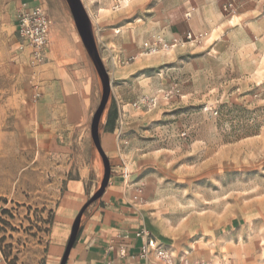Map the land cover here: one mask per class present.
<instances>
[{
	"label": "rangeland",
	"instance_id": "1",
	"mask_svg": "<svg viewBox=\"0 0 264 264\" xmlns=\"http://www.w3.org/2000/svg\"><path fill=\"white\" fill-rule=\"evenodd\" d=\"M28 1L0 0V264L18 251L17 232L47 233L67 179H83L87 200L103 178L90 134L101 79L66 0H36L50 27L44 60L29 62L15 29ZM79 3L110 79L99 121L100 139H112L108 159L129 163L126 183L140 187L174 247L216 264H264V0ZM188 20L214 23L208 42L136 53Z\"/></svg>",
	"mask_w": 264,
	"mask_h": 264
},
{
	"label": "crops",
	"instance_id": "2",
	"mask_svg": "<svg viewBox=\"0 0 264 264\" xmlns=\"http://www.w3.org/2000/svg\"><path fill=\"white\" fill-rule=\"evenodd\" d=\"M33 6L36 0H30ZM192 15H190L191 17ZM204 28L194 27L190 20L171 30L161 31L166 39L181 36L186 31L209 33L212 24ZM157 34V33H156ZM149 39L145 38L143 41ZM143 41L136 51H140ZM204 43V44H205ZM106 155L113 152L111 136L105 133L100 139ZM43 142V141H42ZM47 142V140H45ZM111 172L103 193L83 211L78 223L75 240L64 264H159L153 254L148 258L139 255L142 239L136 236L140 228L147 229L158 241L169 246L175 253L189 255L188 250H179L171 243L170 236L161 230L154 217L140 199V187L122 179L120 163L114 166L109 158ZM65 190L53 205V216L47 233L32 237L17 232L20 244L13 253L14 264H60L67 241L75 224V217L86 200L87 192L82 178H69ZM41 236V238L38 237ZM6 263V262H5Z\"/></svg>",
	"mask_w": 264,
	"mask_h": 264
},
{
	"label": "built area",
	"instance_id": "3",
	"mask_svg": "<svg viewBox=\"0 0 264 264\" xmlns=\"http://www.w3.org/2000/svg\"><path fill=\"white\" fill-rule=\"evenodd\" d=\"M128 0H112V9L116 10L127 3ZM225 11H233V3L226 2L223 5ZM50 19L44 8L40 5L30 6L22 3L15 16V29L22 40L19 48L28 49V60L31 64L42 63L46 56V47L48 43V32ZM208 32L186 31L181 36H174L166 39L161 33L143 41L141 49L138 52L142 55H156L159 53H168L187 46H201L208 38ZM38 95V93H35ZM120 120L116 126L118 131L122 127ZM122 159V158H121ZM128 164L122 159L121 175L123 181L127 182L129 177ZM136 236L142 239L139 255L148 258L153 254L159 264H216L213 258H190L185 253L177 254L169 246L158 241L147 229L140 228Z\"/></svg>",
	"mask_w": 264,
	"mask_h": 264
},
{
	"label": "water",
	"instance_id": "4",
	"mask_svg": "<svg viewBox=\"0 0 264 264\" xmlns=\"http://www.w3.org/2000/svg\"><path fill=\"white\" fill-rule=\"evenodd\" d=\"M68 7L70 9L71 15L73 17L76 29L78 31V34L80 35V38L85 46V48L88 51V54L95 66V69L101 79L102 83V92L101 97L99 100V103L92 115L91 122H90V134L91 139L93 142V145L101 157V160L103 161V164L105 166V176L102 180L101 186L89 196V198L83 203L81 206L79 212L77 213V216L75 217V224L72 228V232L69 236V239L67 241L62 259L60 264H64L67 255L70 251V248L75 240L76 232H77V223L83 213V211L86 209V207L92 203L94 200H96L101 194L103 193L106 185L108 184L109 177H110V164L109 159L107 155L105 154V151L102 148L100 137H99V121L100 118L106 108L109 95H110V79L107 73V70L105 69V66L102 62V59L100 57V54L97 50L96 44L94 42V39L91 35V29L89 25V21L86 18L85 11L82 8V6L79 3V0H66Z\"/></svg>",
	"mask_w": 264,
	"mask_h": 264
},
{
	"label": "trees",
	"instance_id": "5",
	"mask_svg": "<svg viewBox=\"0 0 264 264\" xmlns=\"http://www.w3.org/2000/svg\"><path fill=\"white\" fill-rule=\"evenodd\" d=\"M118 115V111H117V107L115 105V103H111L108 110H107V114H106V120L105 123L103 125V129L105 131H113L114 130V125H115V121ZM3 213L7 212L6 210L2 211ZM16 257L14 256L12 258V260L8 261V264H14Z\"/></svg>",
	"mask_w": 264,
	"mask_h": 264
},
{
	"label": "bare ground",
	"instance_id": "6",
	"mask_svg": "<svg viewBox=\"0 0 264 264\" xmlns=\"http://www.w3.org/2000/svg\"><path fill=\"white\" fill-rule=\"evenodd\" d=\"M106 154V153H105ZM102 169H103V178H104V176H105V166H104V164H103V161H102ZM103 178H102V180H103ZM102 183V182H101ZM101 186V185H100Z\"/></svg>",
	"mask_w": 264,
	"mask_h": 264
}]
</instances>
